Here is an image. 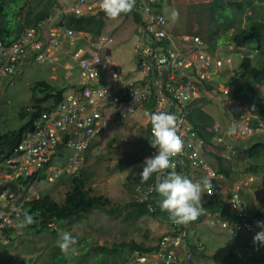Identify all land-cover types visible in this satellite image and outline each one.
Returning a JSON list of instances; mask_svg holds the SVG:
<instances>
[{
    "label": "built area",
    "instance_id": "1",
    "mask_svg": "<svg viewBox=\"0 0 264 264\" xmlns=\"http://www.w3.org/2000/svg\"><path fill=\"white\" fill-rule=\"evenodd\" d=\"M156 1L150 0L151 3ZM141 2L145 5L146 0H138V7ZM96 5V0H80L72 10L77 15L94 14L101 9H97ZM145 9L149 14L146 15L148 25L141 32L137 30L140 35L135 43L137 64L128 75L122 67L114 65L103 55L114 44V40L108 37L94 41L83 39L72 29L63 31L55 28L49 30L47 40L45 22L40 23L38 28L24 32L14 43L7 44L0 37V82L18 74L21 67L32 59L39 63L53 62L57 55L68 50L77 64L81 86L77 92L65 94L56 108L43 113L35 121V131L27 135L16 150L18 157L8 160L9 169L15 177L31 176L40 171L52 150L63 144V148L72 154L66 168H51L49 180L58 178L65 171L84 163L87 150L113 122L139 124L151 134L149 116L157 110L170 112L177 117L178 135L184 146L172 158L174 170L183 176L188 168L215 175L205 156V142L191 121V112L208 87L214 86L213 82L226 64L212 55L200 37L175 35L164 17L155 19L150 15V9ZM56 31L60 33L59 36L54 35ZM145 33L151 36L150 41ZM224 104L237 115L234 120L235 139H246L264 132L250 127L248 110L236 100L226 97ZM218 130L219 126H216L215 131ZM217 140L223 142L221 137ZM156 152L152 148L145 159ZM171 171L168 169L156 174L155 183L148 188L139 187V201L147 202L155 195L157 179L166 178ZM207 193L214 195V189H209ZM149 209L154 212L156 208L151 205ZM230 209L236 217L234 225L209 215L211 226H219L234 237L253 230V223L237 219L247 213V206L238 193L233 195ZM22 212V205L0 211V242L6 238L4 231L14 226L16 216L22 215ZM198 221L199 218L187 225L173 222V232L162 239V253L153 264H190L188 261L192 250L189 247V230Z\"/></svg>",
    "mask_w": 264,
    "mask_h": 264
},
{
    "label": "trees",
    "instance_id": "2",
    "mask_svg": "<svg viewBox=\"0 0 264 264\" xmlns=\"http://www.w3.org/2000/svg\"><path fill=\"white\" fill-rule=\"evenodd\" d=\"M172 1L173 3H171ZM262 2L263 0H210L207 9V13L209 14L208 30L205 35L211 50L219 48L218 41L222 40L223 37L228 40V45H243V50L237 48L235 51H232V53H238L240 56L238 65L236 67L233 65L232 69L226 70L225 73H220L219 75L220 83L228 88L230 96H233L239 102L248 106L254 116L252 120L253 126L264 123V92L258 90V88L264 86V5H262ZM176 3L175 0H158L155 3L146 0L145 5L141 2L138 7V0H136V5L133 10L121 14L119 17H124L123 22L126 20V23H128L127 27H129L132 21L134 23L132 29L141 32L148 25V17L146 15L149 14L145 9L147 7L150 9V15L154 16L155 19L164 17L171 26L170 31L174 32V26L169 22L165 12L167 8H179ZM58 4L59 0H0L1 39L7 44L14 43L25 30L34 28L43 22H45L46 28L54 26L72 29L78 33L88 34L92 38H97L103 34L109 35L106 32L107 27L115 19H108L103 11L95 16H78ZM57 7L61 9L58 10V18L53 21L52 17L56 15L55 10ZM59 14L62 15L59 16ZM243 20L245 22L242 24ZM52 22L55 23L52 24ZM145 35L147 37L146 39L150 41L151 36L148 33H145ZM214 42L215 44H213ZM228 54H230V51ZM255 60L260 61V67L258 66L259 64L257 65V62L255 63ZM31 89L33 93L32 103L35 107L32 111L28 110L20 113V117L27 120L26 123L17 130L2 133L3 116L0 117V162H3L13 154L25 133L33 131V122L35 119L43 112H48L56 108L62 102L64 99L63 93L66 90L65 87H56L44 80L33 83ZM39 90L42 93V97L37 94ZM201 102L202 104L199 103L197 109L193 110L191 121L194 123L201 138L205 140L209 152L215 150V153L211 152V155L219 162L218 173L226 179H239L240 176L234 178L238 176V172L245 173L246 175H258L262 173L264 171V164H261L264 163V137L255 139L254 143L252 145L249 144V146L245 145L243 147V144H236L234 161L223 158L220 153L226 149V146L216 145L214 141L217 135L214 131L215 118L202 108L205 105L204 103H210V101L205 98ZM143 133V146L138 152L131 154V159L129 160L130 165L140 162L147 150L153 148L150 144V134L145 130H143ZM62 146L63 144L58 147L57 151L50 157V161L40 171L30 177L19 180L18 183L24 186L25 191L30 190L31 185L35 182L47 181L45 172L48 167L59 165L63 159L68 161L72 152L68 150L65 155V152L62 151ZM97 148L98 144L95 143L87 150L85 161L91 160L93 156L91 153ZM240 167H242L241 170L239 169ZM63 168L65 167L63 166ZM184 176L193 182H202L205 179L203 172L191 168L184 171ZM155 177L156 174H153L144 183H141L140 178H138L134 187H130L132 192L136 195L137 188H148L149 185L155 183ZM92 179L93 177L89 169H82L79 175L72 179L70 189L62 203L50 195L40 196L39 198L25 202L24 212H29L34 216V223L24 229L29 232L34 231L38 235H42L45 232L55 234L54 225L62 227L65 224H72L71 226H73L77 220L91 214L94 210L107 211L111 216L117 213L121 214L122 210L112 199L107 196L93 195L94 190L90 185ZM209 181L212 186L214 183L212 180ZM1 191L2 189H0ZM206 191L202 194L201 199L204 208L202 215H208L209 210H217L216 212L220 213L222 219H230L226 212V205L222 202L220 195L216 193L214 196H208ZM135 195L131 197V201L127 205L132 210L125 215V221H132L140 217L149 216L164 221L166 220L170 223V226H168L173 229V221L170 219L168 213L162 211L159 207L161 197L158 193H155L147 202L138 201ZM151 205L156 208L154 213H151L149 209ZM237 219L249 221L264 220V209L254 212L249 218L244 216ZM229 224L234 225L235 221H230ZM14 231L15 229L13 228L4 231L10 243L14 240ZM242 239L247 243L248 237L241 236L237 240ZM189 247L192 250L191 257L188 261L190 264H198L200 259H209L204 241L201 247L193 243H189ZM155 249L156 247L145 245L144 243L141 245L135 244L129 248L131 261H135L136 257L134 258L132 256L135 251L139 250L147 253ZM58 250L51 253L50 262H46L45 264H67V259L58 258ZM100 256H117L120 264H125L126 262L124 252L122 251L103 249V253ZM238 256L239 254L236 251L230 252L226 259L227 263L238 264ZM244 258L242 264H250L248 260H252L257 264L261 260L255 256L254 251H250ZM95 262L99 264V259ZM100 264H107V262L101 260Z\"/></svg>",
    "mask_w": 264,
    "mask_h": 264
},
{
    "label": "rangeland",
    "instance_id": "3",
    "mask_svg": "<svg viewBox=\"0 0 264 264\" xmlns=\"http://www.w3.org/2000/svg\"><path fill=\"white\" fill-rule=\"evenodd\" d=\"M68 2L67 5L70 6L71 2ZM209 3L210 0H188V3L183 4L182 7L167 8L165 14L169 22L174 26L175 34L183 35L188 32L198 34L206 40ZM262 5H264V0ZM67 9H70V7ZM174 11L179 13L176 19L172 18ZM57 13L59 12L55 10L56 15L52 17L53 21L58 18ZM61 15L59 14V16ZM123 18L118 17L115 19L108 25L106 32L114 36L118 41V45L112 54V60L119 63L124 73L128 75L134 70L137 53L133 48V34H130L128 39L125 38L128 35V23H126V20L123 22ZM244 22L243 20L242 24ZM54 23L52 22V24ZM133 25L134 23L131 21L129 24L130 30H132ZM50 29L54 30L55 28L52 26L48 28L49 35ZM54 35L59 36L60 33L56 31ZM235 46L228 45V40L225 37L218 41L221 56L224 59L232 58L235 61L233 65L236 67L240 61V56L238 53H232V51L237 48L239 50L244 48L242 44ZM229 51L230 55L228 54ZM256 62L257 65L260 63L259 60H255ZM258 66L260 67V64ZM64 73L65 70L62 65H56L55 62H48L41 66L29 64L23 68L19 75L1 81L0 117L3 116L1 132L17 130L26 123L27 120L22 119L20 113L28 111V109H32L31 107L35 106L32 103L33 93L31 86L33 83L44 80L56 87H63L66 84L63 80ZM69 78L73 80L71 74H69ZM258 90L264 92V86H261ZM37 94L42 97L40 90L37 91ZM208 101L210 103L205 106L206 111L214 116L215 121H218L221 127L225 128L224 132L227 134L229 128H231V124L228 123L229 115L224 111L220 102L212 99ZM143 134L142 129L129 122L113 125L104 136L97 140L98 148L92 151L91 160L84 161L82 165L75 167L74 170L65 171L66 174L58 180L53 178L51 182H35L31 185L30 190L27 191L24 190L25 188L22 185H12L11 189L8 190L13 194V198L7 200L11 204H16L18 200L21 201L26 198L27 200H33L37 196L42 197L44 195H50L62 203L70 189L72 179L78 176L82 169L88 168L93 177L90 184L94 190L93 195L109 197L120 207L122 212L111 216L107 211L94 210L91 214L77 220L73 226H71L72 224H65L62 227L54 225L55 234L45 232L42 235H38L34 231L29 232L24 228L20 229L15 226L13 242L0 245V264H45L50 262L51 253L59 249L57 246L59 235L64 231L70 232L78 241L74 251H69L68 253H63L60 249L57 251L58 258L67 259V264H96L95 261L97 259H99V264L101 260H105L107 264H120L117 256H100L103 253V249L122 251L126 259L125 264H137L135 261H131L129 248L135 244L141 245L142 243L150 246L156 245L170 226V223L166 220L149 216L140 217L132 221L124 220L127 212L132 210L127 205L130 203L131 197L135 195L130 187H134L139 178L138 173L142 171V167L139 164L130 165L129 160L131 159V154L138 152L141 148L140 144L144 141ZM227 136L230 137L232 135L227 134ZM257 138H250L238 144H243V147L245 145L249 146ZM225 145L232 146L235 143L232 139L227 138ZM208 156L210 159L211 155L209 154ZM60 162L57 166L63 167L67 161L63 159ZM2 166L3 162H0V180L2 177ZM239 169L241 170L242 167ZM238 173V176L234 178L246 176L245 173ZM253 176L255 177V182L249 188L243 190V195L249 201L251 214L264 209V171L258 175L253 174ZM239 179H231L229 181L236 182ZM8 184V182H4V186ZM221 196L225 201L228 200L229 193L227 188H223ZM200 233L204 234L203 241L205 242L209 259H200L198 264H228L226 259L229 253L234 251L239 254L238 264L243 263L245 255L250 251H254L255 256L261 259L257 264H264V244L254 243V237H249L247 243H245L244 239L238 241L224 233L212 234L205 229H201ZM192 238L194 239L195 236L193 235ZM248 262L255 264L252 260H248Z\"/></svg>",
    "mask_w": 264,
    "mask_h": 264
},
{
    "label": "clouds",
    "instance_id": "4",
    "mask_svg": "<svg viewBox=\"0 0 264 264\" xmlns=\"http://www.w3.org/2000/svg\"><path fill=\"white\" fill-rule=\"evenodd\" d=\"M79 2H80V0L76 1L75 3H73L72 6L70 7V9H68V10L70 12H72V13H75L72 10V8L76 4H78ZM96 3H97L96 8L97 9L99 7L101 8L99 11L97 10V12L94 13V14L93 13L92 14L82 13L81 15H78V16H84V15H86V16L87 15L95 16L98 13H100L101 11H103L105 16L108 19H113L114 20V19H117L121 14L128 13V12L132 11L133 8L136 5V0H100V1L96 0ZM178 16H179L178 12L174 11L172 13V18L173 19L178 18ZM39 25L34 27V28H38ZM52 27H54V26H52ZM48 28H46V33H47L46 38H47V40H48ZM54 28L62 29L63 31L66 30V29H64L62 27H54ZM30 29H33V28H30ZM27 30H29V29H27ZM27 30H25L24 32H26ZM67 30H71V29H67ZM76 33L78 35L81 34L83 39H86V38L88 39L89 38V39H93L94 41L100 39L101 37H108V38L114 40V44L111 47H114L115 43H116V38L114 36H112V35L103 34V35H100L97 38H92L88 34L78 33V32H76ZM174 34H175V32H174ZM183 35L200 37L198 34H191V33H188V32L186 34H183ZM200 38L203 40V42L205 43V45L208 48V50L212 53V55L214 57H217L220 60H223V62L226 64V66L223 68L221 74L225 73L226 70H230V69L233 68L234 60L232 58L224 59L221 56V49L220 48H217L216 50H211L208 42L205 39H203L202 37H200ZM63 41L65 42L64 39H63ZM228 61H230V65H228ZM47 63L48 62L39 63L36 60L32 59V60L26 62L21 67V69L18 72V74L13 75L11 77H6L2 81H5V80L10 79L12 77L14 78L15 76L19 75L23 71V68L26 65L31 64L33 66H41V65L47 64ZM212 85H214V86L213 87H208V89L205 91L204 97L201 98L199 101H197L195 103V107L192 109L191 114L193 113L194 109H197V106H198L199 103L202 104L201 101H203L205 98H207L209 93H213L214 92L216 94V97H218L216 101L220 102V104H222V108L224 109V111L227 112V114L230 117L231 128H229L227 134L228 135H232V136L228 137L227 134L224 132L225 128L221 127V124L218 121H216L215 125H214V131H215V127L216 126H219V130H218V132L215 131L217 135H216V138H215L214 141H215L216 145L226 146L225 145L226 144V139L227 138L232 139V141L235 143V145L226 146V149L222 150L220 154H221V156L223 158H227V159H229L231 161H234V156L236 155V152H235L236 146H237L236 144H238L239 142L246 141V140H248L250 138L264 137V132L256 133V134H254V135H252V136H250V137H248L246 139H235L234 134L236 132V128L234 126V120L237 117V115L234 112V110H232L231 108L227 107L224 104L225 98L229 97L231 99L236 100L244 109L246 108L248 110L249 118H250V121H249L250 127L253 128L254 130L255 129L264 130V123H259L256 126L252 125V120L254 119V116H253L252 112L250 111V109L248 108L247 105L242 104L236 98H234L233 96H230L228 88H226L225 85L220 83V75L215 79V81L213 82ZM69 89H70L69 87H66V90H65V92L63 94L64 95L65 94H67V95L69 94L70 95L71 93H73V92L66 93L67 91H69ZM77 90L78 89H76L74 91L77 92ZM225 91H226V93H225ZM64 95H63V98H64ZM34 107H31L32 109H28V110L32 111ZM202 108H203V110H205V105ZM43 113H45V112H43ZM40 116L37 119H39ZM37 119H35V121ZM149 119H150V124H151V134L145 128L140 127V129H143V130L147 131L150 134V136H151L150 144H151V146L154 149L157 150V152H156V154L154 156L148 157V158L145 159V161H144V163L142 165V171L140 173H138L139 178H140V182L141 183L147 182L153 176V174H161V173H164L168 169H172V171L170 173H168L166 178H164L162 180L159 179V178L157 179V182H156V184L154 186V191L157 192L159 194V196L161 197V200L159 201V207L161 208L162 211H164V212L169 214L170 219L174 223H176L178 225H187V224H189V223H191V222H193V221H195V220H197L199 218L198 222L193 223L191 225V228L189 230V243H193L194 245H196V244L197 245H199V244L202 245V242H203L204 234L200 233L201 229H199L200 225H201V222L203 220V215L202 214L204 213V208H203L202 203H201L202 193H204V191H206V190L208 191L209 189H214V195L217 193L221 197L223 188H227L228 189V193H229V198H228V200H226L225 203L223 202V198L222 197H221V200L226 205V212L229 215L230 219H222L220 217V213L216 212L217 210H214V211L213 210H209L208 211L209 214L207 215V220H208L209 227L211 229H213V230H218L217 234L224 233V234L228 235L230 238H233L235 240H237L241 236H245V237H248V238L249 237H254V243L264 244V220H261V219H259V220H250V221L248 220L249 222L253 223V230L250 231V232H244L241 235H239L238 237H234V236L230 235L226 230L222 229L219 226H211L210 219H209V215H211V216H213V218L216 217L220 221H226V222H230V221H233V220L236 221V217H235V215L232 213V211L230 209V202H231V199L233 198V195L235 193H238L241 196L242 202L247 206L246 216L248 218H249L250 215L252 216L251 210H250L249 201L245 197V195H243V190L245 188V183H249L251 185V184H253L255 182V177H250L249 178L246 175V176L241 177L236 182H231L229 187L225 186L224 185L225 177L218 173L219 170H217L215 168L217 160L214 159L213 155H211L212 153H215V150H212L211 151L212 153H211V152H209V149L207 147H206V155L205 156L207 158V161H208L209 166L211 167L212 171L215 172L214 176L210 175L207 171L198 170V171L204 173L205 179L202 182H193L188 177L183 176L181 174H178L174 170L175 169V165L172 163V158L175 157L177 154H179L182 151L184 144H183L182 138L180 137V135H178V121H177L176 115H174V114H172L170 112H167V111L157 110V111H155V112L150 114ZM35 121L33 122V131L30 132V133H25L23 135L19 145L14 150L13 154L3 161V166H2L3 169L1 170L2 171V177H1V180H0V189H2V191L0 192V211H9L11 208H14V207L19 206V205H22V210H23L22 215L18 214L16 216V222H15L14 226L13 227L10 226L7 229H9V228L15 229V226L19 227L20 229H23V228H25V227H27V226H29V225L34 223V216L32 214H30L29 212H24V204H25V202L31 201V200H27V198L24 199V200H21V201L18 200V202L16 204H11L7 200H10V199L13 198V194L8 189H11L10 187L12 185H14V184L15 185L19 184L18 182L22 178L30 177V176H22L20 178L15 177L14 174H13V171L11 169H9L8 160L10 158H12V157L13 158L16 157V156L18 157V155H16V150L19 149V146H20L21 142L23 141V139L27 135H30L31 133H33L35 131V126H34ZM120 123H122V122H118V123L113 122L108 127L106 132L113 125L115 126V125H118ZM104 134L102 136H104ZM219 137H221L223 139L222 143L218 142L217 139ZM200 138H201V136H200ZM204 142H205V140H204ZM95 143H97V141ZM205 145H206V143H205ZM58 147H59V145L55 149L52 150V152H51V154L49 156V159H48V161L46 163H48L50 161V157L52 156V154L54 152L57 151ZM62 149H63L62 151H64L65 154H66L68 150L64 149L63 146H62ZM226 151H227V153H225ZM209 154L211 155L210 159H209V156H208ZM20 155H22V153H20ZM46 163H44V165ZM67 165H68V161H67ZM67 165L64 166V167L66 168ZM51 168L52 169H57V170L58 169H64L63 167H57L55 165H52V166L48 167L46 172H45V175L47 177V181L48 182L49 181L51 182V180H49L50 176L52 175V169ZM64 174L65 173H63L60 177H58L56 179L58 180ZM209 180H212V182L214 183L212 186H211V182ZM4 182H8L9 184L4 186ZM19 185H21V184H19ZM137 190H138V188H137ZM214 195H209L208 194V196H214ZM36 198H39V197L37 196ZM36 198H34V199H36ZM136 198L139 201L138 191H136ZM151 213H154V212H151ZM198 231H199V234L197 233ZM172 232H173V229L169 227L168 231L166 233H164L160 237L158 243L156 245H153L154 247H156L155 250L147 252V253L143 252V251H139V250L135 251L132 254V256L134 258L136 257L135 258V262L137 264H153L155 261H157L159 256H160V254L162 253V248H161L162 239L165 236H167L169 234H172ZM193 235L195 236L194 239L192 238ZM5 236H6V234H5ZM8 242L9 241H8L7 236H6L5 240L0 242V245L8 243ZM77 243H78L77 239L70 232H67V231L61 232L60 235H59V238L57 240V246L59 247V249L63 253H68L69 251H74L75 250V246L77 245Z\"/></svg>",
    "mask_w": 264,
    "mask_h": 264
},
{
    "label": "crops",
    "instance_id": "5",
    "mask_svg": "<svg viewBox=\"0 0 264 264\" xmlns=\"http://www.w3.org/2000/svg\"><path fill=\"white\" fill-rule=\"evenodd\" d=\"M67 1H69L68 3H70L71 2V5L70 6H68L67 5ZM74 1V2H73ZM76 1H79V0H59V4L58 5H61V6H63L62 8H68V7H71L72 6V4L73 3H75ZM177 3V5L179 6V7H182L183 6V4H186V3H188V0H175ZM190 1V0H189ZM73 2V3H72ZM171 3H173V1L171 2ZM181 5V6H180ZM61 8L60 7H57L56 8V10L58 11V10H60ZM128 35L125 37L126 39H128V37H129V35L130 34H133V37H134V50L136 51V45H135V43L139 40V38H140V36H139V34H138V31L136 32V30L135 29H132V30H130L129 29V27H128ZM110 35V34H109ZM118 45V41L116 40V43H115V46L114 47H111L110 49H108V50H105L104 51V56L107 58V59H109V60H111V62L114 64V65H116V66H120V67H122L119 63H116V62H114L113 60H112V54H113V51L116 49V46ZM231 48V47H230ZM57 58V59H56ZM53 62H55L56 63V65H62V67H63V69L65 70V73H64V75H63V80H64V82L66 83L65 85H63V87H69L70 89H69V91H67L66 93H71V92H74V90H76V89H79V87H80V77H79V70H78V67H77V64H76V62L74 61V60H72V58H71V55H70V53L68 52V50H64L61 54H59V55H57V57H55V60L53 61ZM53 62H51V63H53ZM136 64H137V55H136V59H135V66H136ZM33 66V65H32ZM135 66H134V69H135ZM132 73V72H131ZM69 74H71V76L73 77V80H71L70 78H69ZM222 97V96H221ZM217 98L218 97H216V94L213 92V93H209V95L207 96V98L206 99H208V100H214V101H216L217 100ZM207 105V103H205V106ZM205 111H206V107H205ZM228 123H231V121H230V118L228 117ZM132 124H134L135 126H137L138 128H140L141 126L139 125V124H135V123H132ZM144 142V141H143ZM143 142L140 144V146L142 147L143 146ZM102 148V147H101ZM101 148H99V149H101ZM148 152H149V150H147V152H146V154H144V157H143V159L140 161V162H138L137 164H139V166H141L142 167V164H143V161H144V159H145V157L147 156V154H148ZM218 161L216 162V166H215V168L217 169V170H219V167H218ZM249 178L250 177H254L253 175H250V174H248L247 175ZM229 180H231V179H226L225 178V182H224V185L225 186H230V184H231V181H229ZM249 186H250V184L249 183H245V188H244V190L246 189V188H249ZM203 194V193H202ZM222 197V196H221ZM223 202L225 203L226 201L223 199ZM199 229H206V230H208L210 233H212V234H217L218 233V230H213V229H211L210 227H209V224H208V220H207V215H203V220H202V222H201V225H200V228ZM198 234H199V231L197 232ZM205 243V242H204Z\"/></svg>",
    "mask_w": 264,
    "mask_h": 264
}]
</instances>
